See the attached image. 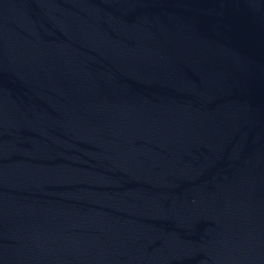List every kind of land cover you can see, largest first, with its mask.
I'll return each mask as SVG.
<instances>
[{
	"label": "water",
	"instance_id": "95a60500",
	"mask_svg": "<svg viewBox=\"0 0 264 264\" xmlns=\"http://www.w3.org/2000/svg\"><path fill=\"white\" fill-rule=\"evenodd\" d=\"M0 264H264V0H0Z\"/></svg>",
	"mask_w": 264,
	"mask_h": 264
}]
</instances>
